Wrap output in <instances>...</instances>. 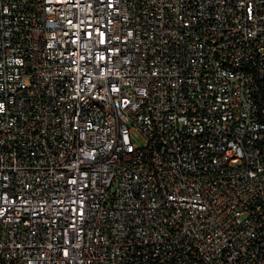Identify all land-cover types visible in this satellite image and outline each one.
<instances>
[{"label": "built area", "instance_id": "1", "mask_svg": "<svg viewBox=\"0 0 264 264\" xmlns=\"http://www.w3.org/2000/svg\"><path fill=\"white\" fill-rule=\"evenodd\" d=\"M0 264H264V0H0Z\"/></svg>", "mask_w": 264, "mask_h": 264}, {"label": "rangeland", "instance_id": "2", "mask_svg": "<svg viewBox=\"0 0 264 264\" xmlns=\"http://www.w3.org/2000/svg\"><path fill=\"white\" fill-rule=\"evenodd\" d=\"M135 137L137 138V140H138V143H140V144H141V139H140V137H139L138 135H135Z\"/></svg>", "mask_w": 264, "mask_h": 264}]
</instances>
